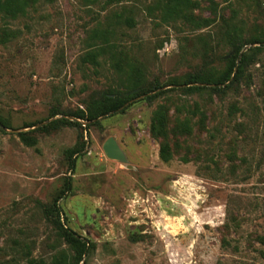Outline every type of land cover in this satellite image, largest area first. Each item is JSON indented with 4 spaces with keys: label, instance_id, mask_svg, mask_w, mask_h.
<instances>
[{
    "label": "rangeland",
    "instance_id": "374dc122",
    "mask_svg": "<svg viewBox=\"0 0 264 264\" xmlns=\"http://www.w3.org/2000/svg\"><path fill=\"white\" fill-rule=\"evenodd\" d=\"M165 1L36 0L0 14V264H264V0H216L217 12L196 0L195 23L163 20ZM99 29L100 64L83 62ZM234 45L249 53L238 81L186 90L191 75L221 78ZM132 70L157 89L75 116L131 94ZM161 105L166 138L150 131ZM110 137L124 160L105 154ZM66 228L88 245L79 262Z\"/></svg>",
    "mask_w": 264,
    "mask_h": 264
},
{
    "label": "trees",
    "instance_id": "16d2710c",
    "mask_svg": "<svg viewBox=\"0 0 264 264\" xmlns=\"http://www.w3.org/2000/svg\"><path fill=\"white\" fill-rule=\"evenodd\" d=\"M36 0H0V14L4 13L10 17H16L22 13H25L26 8ZM97 1V0H91ZM113 0H106V2L111 3ZM209 4V8L212 12H217L218 3L216 0H206ZM198 5L196 0H166L163 2L160 8V15L163 20H179L185 19L188 22L195 23L192 18V9ZM118 19L120 21L125 20L127 25H133L134 19L132 17L126 16L125 18L122 15H118ZM198 26L203 25L202 23H197ZM101 41L100 44L97 42ZM93 42L89 44V50L82 57L83 62H91L93 64H100L99 57L103 56L109 42L108 31H104V29L95 30V34L92 37ZM235 49V56L233 59L229 60L231 62L230 67L224 72L223 76L220 78L219 76H210L209 79H205L199 75H191L189 76L183 84L186 85V90L188 92H197L202 91L204 89L215 90L220 84L229 82V84H233L239 80V78L243 75V66L247 59L249 58V53H241V48L236 45L233 46ZM240 58V60H239ZM237 60H239L238 65L234 71ZM232 74L234 77L232 78ZM127 77L130 81V84L134 85L130 88V93H126V97L122 98L116 92H107L102 97L94 99L85 110H81L76 113L75 116L84 119L87 121H92L97 119L100 116L108 114L110 112L118 111L120 108L125 107L126 103L132 99L133 96L138 94H147L153 92L157 89L154 87L152 89H148L143 91V88L139 85V81L135 80L136 76L134 71H128ZM195 83H207V84H215L216 87H207V86H197L193 85ZM181 85V84H180ZM136 90H139L135 93ZM156 95L148 96V99L156 98ZM126 109V107H125ZM0 121L4 125H9L7 121H5L0 116ZM178 132L180 134H186L191 131L190 122L188 119L181 121L176 126ZM151 133L155 137L166 138L168 135V114L164 106H158L152 113L151 119ZM160 158L164 162H168L172 158V154L170 151V146L167 143H163L160 147ZM75 161L72 162V167H74ZM73 169V168H72ZM64 192H61L54 201V207L57 211H60L59 200L63 197ZM229 227V226H227ZM64 237L67 243L74 249L76 252L78 262L81 261L83 255L86 253L88 245L84 242L80 236H77L75 232L66 228L64 232ZM29 264H44L42 261H30Z\"/></svg>",
    "mask_w": 264,
    "mask_h": 264
},
{
    "label": "water",
    "instance_id": "95a60500",
    "mask_svg": "<svg viewBox=\"0 0 264 264\" xmlns=\"http://www.w3.org/2000/svg\"><path fill=\"white\" fill-rule=\"evenodd\" d=\"M240 60V58H239ZM238 60V62H239ZM104 152L107 155V157L111 159H116V160H124L125 159V154L120 148L118 142L116 141L115 138L110 137L106 140L103 146Z\"/></svg>",
    "mask_w": 264,
    "mask_h": 264
}]
</instances>
